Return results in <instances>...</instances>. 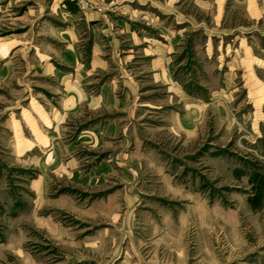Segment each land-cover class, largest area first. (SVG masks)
Listing matches in <instances>:
<instances>
[{
	"label": "rangeland",
	"instance_id": "rangeland-1",
	"mask_svg": "<svg viewBox=\"0 0 264 264\" xmlns=\"http://www.w3.org/2000/svg\"><path fill=\"white\" fill-rule=\"evenodd\" d=\"M0 264H264V0H0Z\"/></svg>",
	"mask_w": 264,
	"mask_h": 264
}]
</instances>
